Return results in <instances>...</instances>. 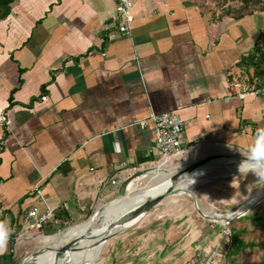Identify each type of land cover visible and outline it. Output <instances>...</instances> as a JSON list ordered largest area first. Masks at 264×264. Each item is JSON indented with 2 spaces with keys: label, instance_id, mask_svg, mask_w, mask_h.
<instances>
[{
  "label": "crops",
  "instance_id": "crops-1",
  "mask_svg": "<svg viewBox=\"0 0 264 264\" xmlns=\"http://www.w3.org/2000/svg\"><path fill=\"white\" fill-rule=\"evenodd\" d=\"M221 1L130 0L128 36L116 28L115 0L10 5L0 19V114L9 121L0 126V220L11 229L15 220L16 236L31 205L52 210L48 229L121 204L127 174L159 156L152 125H134L151 113L184 122L182 156L251 145L264 128V89L240 100L236 64L264 29V12L214 22ZM204 192L171 196L122 228L100 264H198L199 249L225 250L210 222L223 219L204 211ZM28 235L14 244V262L36 237Z\"/></svg>",
  "mask_w": 264,
  "mask_h": 264
},
{
  "label": "rangeland",
  "instance_id": "rangeland-1",
  "mask_svg": "<svg viewBox=\"0 0 264 264\" xmlns=\"http://www.w3.org/2000/svg\"><path fill=\"white\" fill-rule=\"evenodd\" d=\"M215 152L216 151L214 148L204 151L203 149H200L199 147H197L195 150H193V152H188L184 154L183 156L172 158L171 161H169L161 169L152 167L151 168L152 173H160L162 171L167 170L165 173H169L173 175L177 171L181 170L184 166H186L189 163L188 161L194 162L198 159L200 160L207 156L214 155ZM138 172H141V171H138ZM130 174L132 176L137 173L129 172L126 177L128 178ZM184 180H187L189 183L193 184L196 187L195 190L192 192L193 195H195V192L197 193L198 189H202L203 191H205L204 194H202L205 200V203H203L205 212L214 211L218 214H224L230 211L233 212L249 204L250 202L255 200L258 196L264 195V185L258 186L254 182L255 177L251 174H248L246 177H243V176L240 177L237 172V167L234 166L231 168V165L224 166L220 170L217 169V170H213V171H210L204 174L192 173ZM151 181H152V176L139 180L135 188V193L137 195H140L142 192L146 190L147 185ZM126 187L124 186L122 188V194L120 195V197L125 194ZM174 196H179V195H174ZM112 203L113 202H110L104 207L109 206ZM115 203L112 206H110L107 210H105L104 213L100 215L99 217H97L98 214L94 215L97 212L96 211L92 213L90 216H87L83 220L84 222L81 221L79 223H85L87 221H96L102 216L108 215L110 212L114 211L117 208V204L120 205V203H118L117 201H115ZM258 215H262L264 217V202H261L256 207L250 209L246 213V215L243 216V219H240L242 217L239 218L240 219L239 222L235 225L237 227H243V228L248 227L247 229L249 232V237H247V240L253 241L256 244H258L257 248L250 250L246 252L245 254H242L237 260L236 264H258L261 260H264V235L260 233L259 228L250 226L248 222L249 218H252ZM237 220H234L230 224L234 223ZM210 222L215 223V225L221 229V226H220L221 222L218 223V222H213L211 220ZM79 223H76V224L79 225ZM76 224L65 225L63 228L58 227V230H56V232L51 235H54V234L57 235V233L60 234L61 232H63L64 230L68 228H75L77 226ZM230 224H229V227H230ZM133 226L129 227L126 230H124L125 228H123V232L120 235H122L125 231L130 230ZM120 230H118V232ZM118 232L112 235L102 246H99V245L95 246L96 244L95 243L92 246V248L86 253V256L84 257L85 259H83V261L80 264L89 263V262H90L89 264H91L97 259L98 261L95 264H100L101 261L107 257L106 255L108 254L110 245L112 244L114 240L113 238L117 236ZM32 234L40 235L42 233H39V231H32ZM38 239L39 237H34L30 241L29 245H26L23 248L24 250H23L22 255L17 258L14 264H21L33 254L35 256L31 259V261L25 264H41L43 262H50L51 260L56 258V256H59L58 251H60L61 247L57 248V250L55 251L42 252L39 249L40 245H39ZM224 239L226 240V238ZM69 244L71 243H68L67 245ZM66 246L64 248H66ZM215 246H218V245H215ZM222 252H224V250ZM36 253L38 254L36 255ZM228 264H229V261H228Z\"/></svg>",
  "mask_w": 264,
  "mask_h": 264
},
{
  "label": "bare ground",
  "instance_id": "bare-ground-1",
  "mask_svg": "<svg viewBox=\"0 0 264 264\" xmlns=\"http://www.w3.org/2000/svg\"><path fill=\"white\" fill-rule=\"evenodd\" d=\"M215 149V154L219 155L216 159H212V161H208L202 167L197 169L194 174H204L213 170L221 169L224 166L231 165L232 167H237L239 162L243 159L241 153L244 151H239L236 148L224 146V145H215L213 147ZM223 159V160H222ZM217 160V161H216ZM193 162V161H188ZM181 168V167H179ZM160 169V168H158ZM168 169V168H167ZM178 169V168H177ZM167 171V170H166ZM166 171H162L160 173H152V169L145 170V174L139 177H135L126 187L124 201L117 206V208L110 212L108 215L102 216L96 221H87L85 223H81L77 225L75 228H68L61 232L60 234H55L53 236H40L38 239L39 249L42 252L55 251L57 248H60L61 252L65 248L68 243H74L72 247L68 250L63 257L59 258V261L54 258L50 262H43L41 264H79L81 260L86 256V253L95 246H102L105 242L118 230L123 227H116L113 229H108L107 224H111L112 222L118 221L122 216L131 212L133 209H137L141 204L147 202L161 194L168 186H169V178L172 176L169 173H165ZM169 171V170H168ZM172 173V172H171ZM152 176V181L147 185L146 190L142 192L140 195L135 193V188L139 180ZM196 187L189 183L188 181H181V183L177 186L176 195H190L192 191ZM264 201V195L258 196L255 200L250 202L249 204L243 206L240 209H237L233 212H226L224 214H218L216 212H206L211 216H220L223 220H229L231 218H235L239 215L246 214L250 209L256 207L261 202ZM115 202V201H114ZM110 204L109 206L104 207L101 212H99L98 216L102 215L105 210H107L110 206L114 204ZM199 204V203H198ZM116 205V203H115ZM219 223V222H218ZM107 233V234H106ZM36 241V240H34ZM65 251V250H64ZM62 253V252H61ZM38 253H36L37 255ZM41 254V253H40ZM63 254V253H62ZM61 254V255H62ZM35 255H31L28 257L22 264L28 263ZM60 256V255H59ZM57 257V256H56ZM30 259V260H29ZM90 263V262H89ZM84 263V264H89Z\"/></svg>",
  "mask_w": 264,
  "mask_h": 264
},
{
  "label": "built area",
  "instance_id": "built-area-1",
  "mask_svg": "<svg viewBox=\"0 0 264 264\" xmlns=\"http://www.w3.org/2000/svg\"><path fill=\"white\" fill-rule=\"evenodd\" d=\"M117 15V30L120 34L128 36L131 30L133 17L131 14L130 0H115ZM263 89H257L253 86H242L238 93V98L243 100L247 95H259ZM148 123L152 125L154 132V141L159 150V156L154 162V168H163L172 158L182 156L186 148L185 125L176 112H164L161 114L151 113L148 118L135 121L134 125L145 127ZM0 126L7 129L9 121L5 113L0 114ZM35 197L42 202V191L36 187L34 189ZM43 203V202H42ZM53 220V212L48 206L40 209L37 205H31L25 210L22 216V229L15 238L8 239L7 244H15L22 238L28 237L32 231H39L44 225ZM221 235L230 240L231 230L227 222H221ZM43 235H36L40 237ZM227 249V248H226ZM222 252L219 246H214L209 251L199 249L195 254L198 264H226L225 251ZM12 252V251H11Z\"/></svg>",
  "mask_w": 264,
  "mask_h": 264
},
{
  "label": "trees",
  "instance_id": "trees-1",
  "mask_svg": "<svg viewBox=\"0 0 264 264\" xmlns=\"http://www.w3.org/2000/svg\"><path fill=\"white\" fill-rule=\"evenodd\" d=\"M16 0H0V19L6 18L10 12V5ZM218 7L219 15L215 18L217 22L224 16H230L234 19L243 18L245 16L253 15L254 13L264 12V0H222L216 4ZM236 67L240 70V75L237 78V83L242 86H253L257 89H264V29L259 33L257 42L255 43L252 51L246 56H243ZM240 219H243L240 218ZM230 224L231 236L227 242V249L225 251L226 264H236L237 260L242 254L257 248L258 244L253 241H248L249 237L248 227L235 226L239 220ZM54 219L50 222L52 223ZM250 226L259 228L260 233L264 235V217L258 215L248 220ZM14 228L11 229L10 238L16 237L17 224L14 220ZM49 224V223H48ZM44 225L39 233L44 235H51L59 228H63L65 223H58V225ZM11 258L13 264V252L0 254V264H10ZM258 264H264V260H261Z\"/></svg>",
  "mask_w": 264,
  "mask_h": 264
},
{
  "label": "water",
  "instance_id": "water-1",
  "mask_svg": "<svg viewBox=\"0 0 264 264\" xmlns=\"http://www.w3.org/2000/svg\"><path fill=\"white\" fill-rule=\"evenodd\" d=\"M217 157H219V155L214 154V155H211V156H207V157H205L203 159H200V160L198 159V160H196L194 162L188 163L181 170L177 171L175 174H173L169 178V186L161 194H159V196H157V197H155V198H153V199H151V200H149L147 202H144L137 209L135 208L131 212H129L126 215L122 216L118 221L112 222L111 224H107L106 225L107 228L108 229H113V228H116V227H123V228H125L124 230L128 229L129 227H127V226L130 225L133 221L139 220V219H141V217L146 216L153 208H155L162 201H164L165 199H167V198H169L171 196H174V194L176 193L177 186L181 183V181L186 179L189 175H191L197 169L202 167V165H204L205 163H207L208 161H212V159H216ZM144 174H145V172L141 171V172H137V174L129 176L125 180V182L123 183V187L124 186L125 187L128 186L130 181L132 179H135V177H139V176L144 175ZM213 180H215V179H213ZM244 215H246V214L239 215V216H237L235 218H231L229 220L226 219V220H223V221H220V222H227L228 224H230L234 220H237L240 217H243ZM40 235L48 236V237L49 236H53V235H44V234H40ZM73 244L74 243L67 245L66 248L64 249L65 251L64 250L61 251L63 254L61 252H59L58 255H60V253L62 255L57 256L56 260L59 261V258L63 257V255L68 252V250L72 247ZM13 247H14V244L11 245L9 253H11ZM9 262H10V264H13L11 258L9 259Z\"/></svg>",
  "mask_w": 264,
  "mask_h": 264
},
{
  "label": "clouds",
  "instance_id": "clouds-1",
  "mask_svg": "<svg viewBox=\"0 0 264 264\" xmlns=\"http://www.w3.org/2000/svg\"><path fill=\"white\" fill-rule=\"evenodd\" d=\"M241 154L243 159L237 165L239 176L246 177L251 174L255 177L254 182L258 186L264 185V128H260L257 131L251 145ZM10 235L11 228L0 220V251L6 249Z\"/></svg>",
  "mask_w": 264,
  "mask_h": 264
}]
</instances>
